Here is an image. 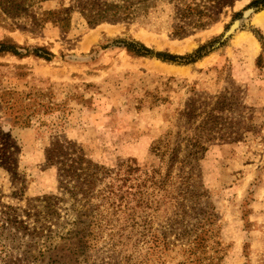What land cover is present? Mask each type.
<instances>
[{
	"label": "rangeland",
	"instance_id": "obj_1",
	"mask_svg": "<svg viewBox=\"0 0 264 264\" xmlns=\"http://www.w3.org/2000/svg\"><path fill=\"white\" fill-rule=\"evenodd\" d=\"M85 1L38 0L17 16L0 6V42L22 54L0 55V211L42 230L23 234L0 216V264H263L264 8L147 0L130 19L92 26ZM134 42L183 60L134 56ZM15 115H32L29 126ZM195 135L206 150L186 148ZM57 141L103 169L90 202L73 199L47 162ZM112 184L141 191L140 201L113 208L103 200ZM48 197L59 216L37 223L29 205ZM82 229L84 254L68 240ZM196 238L204 248L190 253Z\"/></svg>",
	"mask_w": 264,
	"mask_h": 264
},
{
	"label": "trees",
	"instance_id": "obj_2",
	"mask_svg": "<svg viewBox=\"0 0 264 264\" xmlns=\"http://www.w3.org/2000/svg\"><path fill=\"white\" fill-rule=\"evenodd\" d=\"M38 0H7V1H1V11L4 12L7 15L10 16H17V15H23L26 14L29 9L32 7L34 2ZM44 1V0H39ZM147 0H137V3H125L124 0H122L123 4L121 6L119 5H110L106 3H100L96 0H87L82 3V11L84 13V16L87 20V23L89 25H96L103 21H112V22H118V21H124L127 19H130L133 16L134 9L136 6H140L146 3ZM264 8V0H254L250 3L248 6V9H253L255 11H259L260 9ZM189 9V7H188ZM66 11V10H64ZM64 11L52 13L47 12L44 13L46 16V20L49 17L56 18L59 13H63ZM190 11V9H189ZM66 19H59L55 22H64ZM42 21V20H41ZM181 30V28H180ZM125 48L127 52L133 54L137 57H146V56H155L170 60V61H177V60H183L182 58L178 57H172L169 55H161L159 53H153L151 50L146 48L143 45H140L138 43H126ZM20 47L16 45L15 43L11 41H1L0 42V55L2 54H12L14 56L22 57V54L19 52ZM264 49V44H263ZM36 57L43 58L46 60H50L53 55L46 51L44 48H37L35 49L33 53ZM16 105V103H15ZM217 110H222L223 105L219 102V105ZM9 110H14V105L9 107ZM194 108H188V111L185 112V117L190 119L193 116ZM214 113V112H213ZM213 113H209V123L215 125L216 122H218V119L213 115ZM32 118V115L26 116V122H22L19 115H15L13 117V120L15 123L24 124V126H29L30 120ZM186 148L191 147L195 150H206L205 143L201 141V137H197L196 135L192 140H186L185 143ZM164 147V146H163ZM155 152L165 154L166 152L161 151V147L154 148ZM195 154V153H194ZM46 159L47 162L51 166H55L57 168L58 175L61 179V185H65L63 187L64 190H67L66 187H68L70 184H72V192H69L73 199L78 201L76 198V195H80L81 198L84 199V203L90 202L91 196L93 195V189L96 186V183L99 181V177L102 178V175L104 174V171L102 168L93 165L91 162L86 161L79 151H77L73 144L70 142L61 143L59 141L51 144V146L46 150ZM127 170H125V175H131L137 169H134L132 165H126ZM127 181V179H125ZM142 185H137L136 191L139 189V187ZM124 186H117L115 184H112L107 188V195L103 194V200L106 201H112L110 204L113 206V208L121 209L123 205L129 206V203H131L132 199L135 201H140V195L143 193L141 191H137L136 193H132L134 191L133 187H127L125 190L123 188ZM102 195V193H100ZM130 196H132V199H129ZM139 196V198H137ZM117 197V199H116ZM116 199V200H115ZM41 207H35L33 205H29V210H31L32 215H28L29 217L32 216L35 218V221L37 223H40L42 219L43 222L47 221L48 219H52L53 216H59V214L53 210L52 207V198H44V199H38L37 200ZM114 201V202H113ZM80 203V202H79ZM88 207L85 206L84 211H87ZM99 209V208H97ZM41 210V211H40ZM29 214V213H26ZM0 216L6 220L8 223L12 224L15 231H19L21 233H31L33 237H38L41 235V231L38 227V224H36L34 227H29L24 222L18 221L15 217L14 210L11 207L5 206L3 210L0 211ZM85 217H88V215H85ZM89 233L85 230H79L73 237L72 240H69V245L73 246L75 249L76 247L81 250L77 251L76 253L80 252L82 254L85 253V247L87 243V238L89 237ZM75 239H77V242H75ZM188 246L190 249V253L193 252L196 248H204V240H201L200 238H196V241H190L188 240ZM193 244H195L194 247ZM2 262L4 264H19V261H9L5 258L2 259ZM200 263V258H198L195 262V264ZM264 264V263H263Z\"/></svg>",
	"mask_w": 264,
	"mask_h": 264
}]
</instances>
